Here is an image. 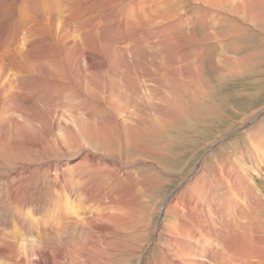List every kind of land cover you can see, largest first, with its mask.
I'll use <instances>...</instances> for the list:
<instances>
[{
	"label": "bare ground",
	"instance_id": "1",
	"mask_svg": "<svg viewBox=\"0 0 264 264\" xmlns=\"http://www.w3.org/2000/svg\"><path fill=\"white\" fill-rule=\"evenodd\" d=\"M258 25L264 0H0V260L127 264L131 219L170 183L153 138L208 97L203 51ZM224 54L221 81L240 73ZM245 128L246 157L180 177L146 258L264 264V121Z\"/></svg>",
	"mask_w": 264,
	"mask_h": 264
},
{
	"label": "rangeland",
	"instance_id": "2",
	"mask_svg": "<svg viewBox=\"0 0 264 264\" xmlns=\"http://www.w3.org/2000/svg\"><path fill=\"white\" fill-rule=\"evenodd\" d=\"M258 27L260 25L256 30L247 27V30L242 31L243 33H240L239 37H230L231 43L219 45L213 49L211 47L212 51L209 46L207 50L203 51V53H207L208 59L212 58L210 61L206 59V65L209 68L204 73L206 78L203 79L208 97L200 103V108H191L189 114L183 117L179 124L169 127L163 134L155 135L153 138L152 144L161 147L159 155L161 164L153 162L165 171V173H161L157 170V173L161 175L162 180H167L170 183L167 185L165 182L159 181L158 186H155L151 191L149 198H146L145 211H143L145 227L141 224V227L136 228L134 220L131 219L130 232L134 233V240L131 238L125 240L126 243L128 240V243L132 245L131 256L133 257L127 264H154L156 261L161 263L159 260L160 249L147 258L146 256L152 250L154 243L158 241V244L162 246L164 239L166 240V237H161L162 239L157 237V232L165 217L166 205L164 202L175 189H180L183 186V180H180V177H185L190 169L193 170L198 162H203L206 158V170L211 172L212 165L216 163L213 158L224 160L229 157L230 160L234 154L239 155V153L246 157L247 152L257 148L255 146L251 149L253 144L246 136L251 132L246 134L243 131L248 129L245 126L250 128L256 123L264 121V32ZM235 49L237 50L235 51ZM224 51V55L238 62L240 73L228 76L224 81H221L218 80L216 72L210 66L220 65L226 59L222 57ZM166 111L169 112V110ZM247 113H251V115L243 117ZM257 114L259 116L254 121L253 119L251 123L248 122L249 120L247 121V117H254ZM245 120L247 122H243ZM136 152V149L132 148L127 151L130 155H134ZM149 161L138 160L137 167H153L149 165ZM201 166L202 164L200 168ZM184 167H186L184 172L178 171L182 168L185 169ZM197 169L198 167L193 171ZM168 218L170 220L171 216H167ZM4 219L0 218V228L9 226L8 220ZM151 224L154 226L151 238L140 250L141 259L136 261L135 255L138 252V246L142 240L144 242L145 238V236H141V233L142 235L150 233ZM136 232L139 233V236ZM3 262L0 260V264H9Z\"/></svg>",
	"mask_w": 264,
	"mask_h": 264
}]
</instances>
